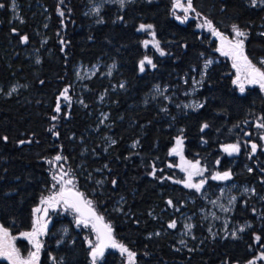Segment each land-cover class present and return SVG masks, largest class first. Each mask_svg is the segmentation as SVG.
<instances>
[{"label": "trees", "instance_id": "1", "mask_svg": "<svg viewBox=\"0 0 264 264\" xmlns=\"http://www.w3.org/2000/svg\"><path fill=\"white\" fill-rule=\"evenodd\" d=\"M12 1L18 6V20L13 19L10 11ZM85 1H64L69 15L62 21L55 0H0V223L14 235L28 228L31 209L50 185L45 161L60 151L73 168L84 161L91 164L90 169L105 170L109 183L106 189L113 198L122 199V212L114 216L117 237L136 254L138 264L186 260L189 255L175 252L168 234L152 238L145 235L160 228L152 215L164 219L177 206L189 207L186 199L190 194L187 196L178 186L160 184L146 173L152 166L165 162L178 129L186 133L187 150L199 152L195 142L202 140L200 131L205 124L212 126L227 120L237 126L251 114L260 116L264 123V98L255 89L239 94L227 75L229 67L215 64L199 92L202 110L178 117L169 112V117H173L170 122H156L159 113L149 105L143 106L151 88L164 84L163 79L176 71L183 75L193 67L200 68L201 55L213 49L212 44L202 40L194 22L180 25L171 19L170 0L136 2L122 10L106 7L98 24L83 16ZM192 6L195 11L189 17L211 21L216 30L229 32L233 25L238 26L247 33L244 50L248 58L255 64L264 59V5L253 8L249 0H192ZM147 23L154 27L157 39L168 44L167 54L172 57L164 59V63L155 59L153 70L139 74L143 52L138 28ZM35 51L40 59L38 64L31 58ZM99 59L117 66L111 80L96 78L86 82L95 91L87 97L89 106L94 107L98 93L106 91V109L112 115L110 136L115 143L104 155L87 137L92 117L60 99L63 89L73 82L77 63L91 65ZM110 82L125 83L124 92L111 91ZM13 83L26 85V89L8 96ZM135 141L138 147L133 150L130 145ZM85 147L95 149L98 160H90V154L78 156ZM258 162L264 163V153L259 154ZM232 170L234 174L238 171L236 175L242 172L241 182L254 187L256 193L263 191L258 182L264 180L261 172H248L236 166ZM102 197L99 206L107 213L113 203H108L105 195ZM259 208L258 222L255 214L243 211V219L254 227L249 235L242 236L240 241H206L200 246L201 253H193L195 260L188 264L244 263L251 257L253 234L260 237L258 242L264 251V204ZM240 209L238 205L236 212ZM164 227L165 224L160 230L167 229ZM49 244L48 251L64 258L65 264H88L87 252L77 239L71 246L64 244L57 250L53 248L54 241ZM109 260L104 264H116V260ZM41 264H47L44 258Z\"/></svg>", "mask_w": 264, "mask_h": 264}, {"label": "rangeland", "instance_id": "2", "mask_svg": "<svg viewBox=\"0 0 264 264\" xmlns=\"http://www.w3.org/2000/svg\"><path fill=\"white\" fill-rule=\"evenodd\" d=\"M55 1L58 6V18L62 21L64 19L67 20L66 16L69 15V9H67V5L64 3V1L67 0ZM157 1L158 0H123L121 4L120 0H86L82 6L83 16L87 17L94 24H98L101 22V18H103L102 14L106 7L122 10L126 6L136 2L156 3ZM170 1L171 19L180 25H184L189 21L194 22L196 30L200 33L202 40L209 46L211 43L213 49L210 51L207 50L205 55H201L200 68L193 67L189 72L183 75H177L178 72L176 71L173 76L168 75V79L167 77L163 79V81H166L164 84L158 83L151 88L150 92L144 98L143 106L149 105L153 110L159 113V121L156 122H170L173 117H169V112H171L170 114L174 113V115L178 117L187 113H198L202 110L203 102L199 100L198 96L203 88L208 71L213 65L226 64L229 67L227 75L231 77L232 81H235L237 78V70L233 67V58L231 56H225L217 50L221 47L220 38L213 35L212 30L206 26V20L204 18H201L202 20L190 18L189 14L193 12L191 10L187 13V19H184L185 13L183 9L174 8L175 0ZM180 2L185 6L187 5V0H180ZM249 2L250 6L253 8L264 5V2H261V0H256L255 4L252 3V0H249ZM10 11L13 19L18 20L19 10L14 1H12L10 6ZM177 17H180V19H177ZM143 25L151 24L147 23ZM201 25L205 26L201 27ZM219 32L227 36L230 40L234 41L236 39L232 28L229 32ZM138 33H140L142 37L140 45L143 57L141 61H145L143 72L140 71L141 61L138 63L139 74L144 73L146 70L154 69L152 65L147 63L145 58L150 59L152 64H154L155 59H161V62H163L164 59L172 57L170 54H167V49L169 48L168 44H166V46L157 39L153 26L147 31L138 30ZM152 33L155 34L154 38ZM240 39H244L245 41L243 37ZM145 40L149 41L147 47L144 45ZM155 42H159V50L154 47ZM161 51L165 54L161 55ZM244 54L246 55L245 50ZM31 55V58L38 64L40 59L36 51L34 53L32 52ZM261 60L262 59H258L257 64L252 63L264 71V65L259 63ZM208 61H211V63H207ZM206 64L207 66H205ZM116 69V64L106 61V59H99L91 65L79 62L73 68V82L66 86L60 94L62 103L64 101L70 102L73 106H76L82 111H86L88 117H92L93 124L88 129L87 137L90 144H95L102 150L101 154L103 155L108 150L107 148L113 144L110 136L112 126L110 121L112 115H110L106 109L109 106V103L106 102V91L97 92L98 95L93 101L94 107L91 108V106H89L86 100L92 90L87 86L86 82L96 78L98 80H111ZM239 83H243L244 85L243 93L255 89L264 96V90L260 88L259 84L251 85L247 80L243 79V76H241ZM239 83H233L234 88L239 94H243L240 91ZM109 86L110 90L113 92H124L125 90V83L115 85L110 82ZM24 89H26V85L13 83L9 87L6 95L11 96ZM65 89H67V92H65ZM65 96H67V99H65ZM197 105H202V107H197ZM227 122V120H220L219 123L208 126L207 128L202 127L203 131L201 130L200 134L203 135V138L200 142H195V147L197 145L200 148L199 152L187 150L185 146L186 133L184 130L178 129V135L174 138L167 152L165 162L163 164L159 163L156 167L152 166L150 171L146 173L150 178H155L160 184L168 185V187L178 186L185 191L187 196L188 193L190 194L186 199L189 207L186 208L185 205L183 207L177 206L173 212H168V217L164 219L152 215L153 220L159 221L160 228L163 229V225L165 224L167 229L161 231L159 228V230L145 235V238H152L168 234L175 244L173 247L174 251L178 252L180 255H189L186 257V260L176 261V263L173 264H188L195 260V258L192 259V254L196 252L201 253L200 246L206 241H240L243 239L242 236L249 235L251 230H254V227L250 221L243 219L242 214H244V212L247 211L248 213L255 214L257 217L256 222L259 221V206L260 204H264V180L259 179L258 181L263 191L256 193L254 187L249 186L246 182H241L242 172L236 175L238 171L234 174L232 169L234 166L238 169H244L246 167L245 170L248 172L257 170L264 175V163L258 162L259 154L264 153V128L258 127V125L262 124L261 118L258 115L251 114L246 121L237 126H232ZM90 134L92 136H90ZM70 139H72V137H70ZM177 139L182 140L180 151L184 161H191L193 164L199 161L198 167L202 170V175H193L191 180L192 183L204 181L199 191L194 188L185 187L184 182L187 181L188 172L193 170L181 161L180 155L172 153V149L177 147ZM253 143L257 145L255 152H253L251 148ZM233 144L239 146L238 152L229 154V152L224 150L225 146ZM130 147L135 150L138 147V141L133 142ZM65 148L67 149V147ZM85 148L82 149V153L78 156L83 157L90 154V160H98L99 154L95 149L90 151ZM70 149L72 150L73 146ZM58 155L62 157L59 161L55 159ZM45 163L49 173L50 185L39 197L36 205L31 209V219L29 226H27L28 228L16 235L7 229L9 236L15 237V240L12 242L19 250L20 257L27 259L30 253L36 251L34 244L21 234L32 232L34 222L37 218H40L41 224H46L47 227L44 229L43 233L37 237L41 247L38 253L39 258L35 264H41L43 258L47 264H65L64 258L56 257L48 251V248H51L49 246V241H54L53 248L57 250V248L62 247L64 244L71 246L76 239L77 242L83 244L87 252L88 264H93L91 255L92 246L98 243L97 231L92 227L94 221L89 219L87 226L84 224H77L76 221L80 217V214L65 205L62 200L54 207H49L47 204L41 203L42 200L59 193L61 188H64L66 192L82 193V200L91 201V207L94 209L96 215L103 217L101 223L111 226L112 238L117 244H122L131 251L128 246L125 245L124 241L122 242L117 237L118 232L116 231L114 216L122 212V199L113 198L112 192L106 189L109 183L107 182L108 175L105 173V170L98 167L90 169V163L88 164L84 161L79 162L78 165L73 168L71 167L72 164H70L60 151L57 155L46 160ZM182 168H188V171H184ZM225 171L231 174L228 180L212 179V176L215 174ZM54 176L56 179H53ZM61 177H63V179H61ZM67 180H71L72 183L66 184L65 181ZM104 195L108 203H113L107 213L101 211L100 208L102 205L99 206L102 204L100 201L103 199L102 196ZM248 204L251 205V211L248 209ZM238 205L241 209L237 213L236 208ZM37 208L41 209V211L35 212L34 209ZM45 208H47L46 215L43 211ZM110 214H112V219H110ZM149 217H151V215H149ZM173 222H175V227H169V224ZM0 226H2L1 223ZM121 235H125L122 227ZM253 236L255 241L253 246L249 249L251 257L241 264H264L263 247L259 245L256 234H253ZM89 242H91V244ZM108 260H116V264H138L136 254L129 260L126 252L122 253L119 248L110 246L104 249L103 256H98L96 258V264H104ZM0 262L10 264V261L2 256H0Z\"/></svg>", "mask_w": 264, "mask_h": 264}, {"label": "snow or ice", "instance_id": "3", "mask_svg": "<svg viewBox=\"0 0 264 264\" xmlns=\"http://www.w3.org/2000/svg\"><path fill=\"white\" fill-rule=\"evenodd\" d=\"M121 4L123 3V0H120ZM261 2H264V0H261ZM252 3L255 4L256 0H252ZM0 7H3V5H0ZM174 8H182L185 17L184 19H187V13L191 11H195V9L192 6V0H187V5L185 6L180 2V0H175ZM197 15H199L197 13ZM177 19H180V17H177ZM183 22V21H181ZM206 26L209 27L212 30L213 35L218 36L220 38L221 47L217 49L225 56H231L234 60L233 67L237 70V78L233 83H239L241 80V76H243L244 80H247L250 84H259L260 88L264 90V71L261 70L260 67H257L255 64L252 63V61L248 58L247 55L244 54V39H240L241 37L246 38L247 33L240 30L238 26L233 25L232 29L235 33L236 39L230 40L227 36L223 35L219 31H217L214 27H212L211 21H206ZM205 25H201L203 27ZM152 25H140V28L138 30H144L147 31L148 29H151ZM153 38L155 36L154 33H152ZM24 40L27 39V37L23 38ZM149 44V41L145 40L144 45L147 47ZM154 47H156L159 50V42H155ZM161 55H164L165 53L163 51L160 52ZM147 63L152 65V67H155L154 64H152V61L150 59H147ZM207 63H211V61H208ZM261 65H264V59L259 61ZM144 64L145 61L140 62V71H144ZM207 66V64L205 65ZM240 91L244 92V85L243 83H239ZM65 92H67V89H65ZM65 99H67V96H65ZM197 107H202V105H197ZM59 111V107L56 109ZM208 125H203V128H207ZM258 127L264 128V123L258 125ZM203 128L201 129L203 131ZM6 139V138H5ZM23 143V142H21ZM115 143V141H113ZM182 144V140L177 139V147L172 149V153L180 155L181 161L188 165L193 171L188 172V178L187 181H185V187L188 188H194L197 191L201 189L203 186L204 181H201L200 183H192V176L193 175H202V170L198 167L199 161H197L195 164H193L191 161H184L183 155L180 151V145ZM135 146V145H133ZM252 151L255 152L257 145L253 143L251 145ZM226 152H229L231 154L232 152H238L239 146L237 144L233 145H227L224 149ZM55 159L57 161L61 160V156H56ZM184 171H188V168H182ZM230 172H223V173H217L214 176H212V179L214 180H228L230 178ZM53 179H56L54 176ZM63 179V177H61ZM179 182V181H177ZM66 184H71V180L65 181ZM115 183V181H113ZM70 191V190H68ZM83 196L82 193H73L72 198L69 199L66 195V191L64 188H61L59 193L54 194L53 196H50L44 200L41 201V203L47 204L49 207H54L55 205L59 204L61 200L64 202L65 205L68 207L74 209L77 213H80V217L77 219V224H84L87 226L89 219H94L97 222H102L103 217L96 215L94 209L91 207V201H84L81 199ZM169 204L172 202L169 201ZM35 212H40L41 209L37 208L34 209ZM44 214H47V208L44 210ZM39 225V226H37ZM47 227L46 224H41L40 218H37V220L34 222V227L32 232H25L21 235L23 237H26L30 242H32L35 246L36 251L29 254V257L27 259H23L19 255V250L15 247L14 243L12 241L15 240V237H10L9 232L6 228H3V226H0V256L8 259L10 261V264H35V262L38 260L39 256L38 253L40 251V243L37 239L38 235L42 234L44 229ZM93 229L97 231V240L98 243H96L94 246H92V259L93 264H96V258L98 256H103L104 249L107 247H113V248H119L122 253H127L129 260H131L132 257H134L135 253L129 251L124 245L117 244L116 241L112 238L111 232V226L108 224H103L102 228L97 227V223H93L92 225ZM169 227H175V222L169 224ZM243 230V229H241ZM257 240L260 239V237H256ZM91 244V242H89Z\"/></svg>", "mask_w": 264, "mask_h": 264}, {"label": "water", "instance_id": "4", "mask_svg": "<svg viewBox=\"0 0 264 264\" xmlns=\"http://www.w3.org/2000/svg\"><path fill=\"white\" fill-rule=\"evenodd\" d=\"M219 43V42H218ZM250 84V83H249ZM252 85V84H251ZM72 194H73V192H66V195H67V197L69 198V199H71L72 198ZM80 214V213H79ZM93 221H94V223H97V227H100V228H102V223L101 222H97V221H95L94 219H92Z\"/></svg>", "mask_w": 264, "mask_h": 264}, {"label": "flooded vegetation", "instance_id": "5", "mask_svg": "<svg viewBox=\"0 0 264 264\" xmlns=\"http://www.w3.org/2000/svg\"><path fill=\"white\" fill-rule=\"evenodd\" d=\"M259 92V91H258ZM261 94V93H260ZM262 95V94H261ZM263 96V95H262ZM263 98H264V96H263Z\"/></svg>", "mask_w": 264, "mask_h": 264}, {"label": "bare ground", "instance_id": "6", "mask_svg": "<svg viewBox=\"0 0 264 264\" xmlns=\"http://www.w3.org/2000/svg\"><path fill=\"white\" fill-rule=\"evenodd\" d=\"M246 168V167H245Z\"/></svg>", "mask_w": 264, "mask_h": 264}]
</instances>
